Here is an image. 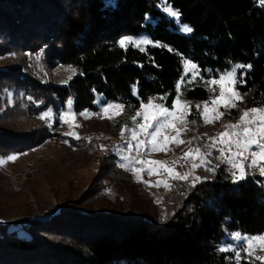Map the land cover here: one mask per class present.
Segmentation results:
<instances>
[{"label": "trees", "instance_id": "16d2710c", "mask_svg": "<svg viewBox=\"0 0 264 264\" xmlns=\"http://www.w3.org/2000/svg\"><path fill=\"white\" fill-rule=\"evenodd\" d=\"M162 1L180 13L191 34H181L162 14ZM140 35L162 46L150 43L141 51L119 44ZM13 58L19 62L6 63ZM0 59V80L15 99L20 92L30 100L32 116L36 107L62 110L69 99L75 111H91L97 95L101 104L125 111H139L150 98L171 108L182 78L184 101L207 100V81L237 64L250 65L236 83L242 95L250 94L247 106L263 107L264 7L260 0H0ZM184 62L197 66L194 80L184 76ZM57 64L73 76L49 86L43 69ZM11 111L16 118L0 117V158L31 149L47 135L34 126L21 130L23 104ZM218 171L212 180L185 186V202L172 197L162 225L130 210L124 218L94 211L87 191L43 220L2 219L0 264H234L232 252L217 248L235 233L264 234V176L248 173L233 182Z\"/></svg>", "mask_w": 264, "mask_h": 264}, {"label": "rangeland", "instance_id": "374dc122", "mask_svg": "<svg viewBox=\"0 0 264 264\" xmlns=\"http://www.w3.org/2000/svg\"><path fill=\"white\" fill-rule=\"evenodd\" d=\"M107 2H113V0H107ZM166 7L171 8L164 1L158 4L162 14L164 13L174 21L181 34H191L182 31L183 25L187 24L181 23L180 17L171 16L165 11ZM123 39L128 41L126 46L132 45L140 49L150 43L157 45V43H152L145 35ZM145 40L149 43H142ZM24 56L25 54L22 53L21 57L24 58ZM1 62L0 59V68L2 66ZM18 62V58L6 60V63H9L10 66ZM246 70L236 68V80L238 77L243 76ZM186 71L191 79H193V75H195V78L198 77L199 72L197 69L193 72L191 69L186 70L183 65L184 76ZM42 73L45 82L49 86L55 87L56 85L66 84L64 81L68 82L69 77L73 76V70L61 64L44 68ZM236 85L235 90L242 97V100L237 99L236 106L231 108L221 105L218 111L223 114L222 117L210 123H205L200 112L203 111L204 102H207L209 104L208 115L210 119L215 115L211 111V99L219 95L218 85H208L209 90L212 88L215 91L210 90V97L202 101H184L180 97L181 90L177 91L176 99L179 98L182 105L185 103L188 105L185 117L186 123L177 121L173 127L163 128L157 137V148L164 144L165 137H169V142L157 151L151 150V144L144 145L138 155L136 151L129 152L127 148L129 142L135 144V141L131 139V130L139 132L138 124L144 122L143 116H136L138 111L112 108L105 113L102 111L104 106L108 104L117 105V103L101 104L103 97L97 95L93 102L95 109L91 111H75L73 101L69 99L62 110H59L60 108L57 105L54 108L48 107L46 109L36 107L34 112L38 115L32 116L31 111H26L27 106H31L30 100L20 92L18 98L15 99L13 94H17L13 93V90L6 87V84L0 80V87H2L0 90V117L16 118L15 113L11 110L15 109L17 103L23 104V109L26 112L22 113L25 117L22 119L21 126H25L21 130L29 132L25 127L32 128L34 126L36 132L47 134L46 138L44 140L40 139L39 143L33 148L0 158V161H3V163H0V217H2L0 221L3 222L2 219H20L27 216L43 220L47 216L56 213L58 208L63 207V203L81 200V196L87 191L86 200L91 201L94 199L91 202V207L95 208L94 211L112 213L118 218L121 216V218L128 217L134 211L132 216L135 218L141 216L144 220L155 222L158 225L164 224L165 222L162 221L167 220L168 208L173 203L170 202L173 200L172 197H174V200L177 197L180 201L185 202L187 197L185 186L195 185L197 183H194L195 177H199V181L212 180L216 173L221 172L218 171L221 169L233 181L231 173L234 170L231 165L221 163L217 159L220 156L217 149H211V155L206 157L208 161L206 166L195 169L192 168V164L199 163L198 159L193 160L191 156L186 159L179 158L185 152H188L190 148L199 147L201 152L209 151L206 146L212 143L210 137H216L217 148L224 147V145L218 143V134L225 131L226 125L237 124L243 111L252 108L246 104L250 94L242 95ZM181 86H183V83H181ZM69 101L71 102L70 107ZM39 104L36 106H39ZM198 105L200 106L199 111L197 110ZM169 109L171 110V108ZM49 111L51 115L48 119H40L42 113ZM61 112L72 113L67 123L60 121ZM149 112H151V109H149ZM81 113H85V115H81ZM134 116H136L135 121L132 119ZM2 126L10 129L9 125ZM122 129H128V131L121 135ZM152 131L154 129H149V133ZM178 131L179 136L177 139L182 142L171 139L177 137ZM229 131L231 130L229 129ZM66 133H75L76 135H66ZM148 138L143 134L138 136V139L147 140ZM117 148H119V151L116 150ZM252 150L257 149L253 146ZM129 155L141 161L132 165L137 170H142L140 171V179H137L134 172L120 167V164L126 163L122 156ZM225 155H229L228 151H225ZM9 156H15L16 159L8 160ZM111 157L113 162H111ZM147 161L167 163L164 167H161L156 164H148ZM173 161H176V163H173ZM111 163L113 168L110 166ZM248 163H250V159L245 161L246 165ZM261 163H264V161ZM165 167L173 168L175 172L180 174L190 173L187 179L190 183L182 184L180 181L186 180L168 178V174L164 170ZM149 168L155 170L151 175L147 171ZM208 168L213 170L209 171ZM247 171L248 173L259 174L258 168L248 169ZM102 172L104 173L102 174ZM105 175L108 176L107 179H101ZM119 176L124 179H120ZM118 180L123 182L120 191L116 188L120 184ZM156 181H166L169 187L166 188L163 183L158 186H151ZM20 188L24 192H20ZM100 198H103V200H98ZM120 198L121 201L117 202ZM137 209L140 211H137ZM241 236L261 237L264 234ZM232 237L233 235L228 236L226 241L218 246V253L232 252L234 264H264V259H259L264 258V247L261 246L259 241L254 242L253 250L249 254L246 251L247 244L243 240H234ZM222 248L227 250L221 251ZM237 253H239V260H237Z\"/></svg>", "mask_w": 264, "mask_h": 264}, {"label": "snow or ice", "instance_id": "6c2138e0", "mask_svg": "<svg viewBox=\"0 0 264 264\" xmlns=\"http://www.w3.org/2000/svg\"><path fill=\"white\" fill-rule=\"evenodd\" d=\"M260 6L264 7V0H260ZM165 11H167L171 16L173 17H179L180 13L178 11L172 10L169 7L165 8ZM182 31L185 33H191L193 29L188 25H183ZM126 39H121L119 41L120 46L123 48L126 46ZM142 43H149V41L145 40L142 41ZM156 46H162L157 44ZM141 51H143V48H141ZM185 69H191L193 72H195L197 66L190 62H185L184 64ZM244 67H250V65H234L233 69L230 71H226L223 74L219 76L218 79L213 78L207 81L208 85H218L219 86V95L214 96L211 99V111L215 113V115L210 119L208 113H209V104L207 102H204L203 105V111L200 112V115L204 119L205 123H210L213 120H218L222 117V113L218 111V108L223 105L226 108H231L236 106L237 99L242 100V97L239 96V93L235 90V84L237 83L236 80V68H244ZM185 76H187V71L185 72ZM71 79V77H69ZM195 79V75H193V80ZM183 82V78L181 81H179L176 85L177 91L179 92L181 83ZM64 83H67V81H64ZM189 83H192V80H189ZM227 85V87H226ZM211 91H215V89L210 88ZM160 99H164V97H161ZM70 101H69V107H70ZM123 105L117 104L112 105L108 104L102 108V111L107 113L110 109L116 108V109H123ZM200 106H197V110L199 111ZM149 109H151V112H149ZM187 109L188 105L187 103L181 104L179 101V98L173 101V104L171 106V110L167 107H165L163 104L160 103H154V99L150 98L147 104L141 105V110H139L136 113V116H143L144 122L141 124H138L139 132L136 130H131V139L132 141H135V144L129 142L127 145L128 151H136L139 155L142 146L151 144L153 151L161 150L164 145H166L169 142V137L164 138V144L161 145L160 148H157V137L161 133L162 129L165 127H173L174 124L177 121H182L186 123L185 117L187 115ZM51 115V112H45L42 113L40 116V119L45 120L48 119ZM81 115H85V113H81ZM72 116L71 112H61L59 119L63 123H67L68 118ZM136 116L132 117L133 121H135ZM87 118V117H86ZM149 129H154L151 133H149ZM229 129L231 131H229ZM128 129H122L121 135H123ZM145 135L149 138L147 140L138 139L139 135ZM66 135H73L75 136V133H66ZM219 135V141L218 143L221 145H224L223 148H217V139L216 137H210L212 143L210 145H207L206 148L209 149V151L201 152V149L199 147L197 148H190L188 152H185L183 156L179 159H186L188 157H192L193 160H199V163H193L192 168H198L201 166H206L208 164V161L206 160L207 156L211 155V149H217L220 152V156L217 157V159L220 160L221 163L229 164L231 165V168L234 170L232 171V179L233 182L243 181L246 179V176L248 174V169H259L260 176H264V163H261L264 161V107H252L250 109H247L243 111V113L240 115L239 121L237 124L234 125H226L225 131L218 134ZM179 131L177 132V137H172L171 139L173 141H178ZM79 138L78 136L76 137ZM255 146L257 150L253 151L252 148ZM119 151V148L116 149ZM225 151H228L229 155H225ZM8 160H15V156H9L7 158ZM122 159L126 161V163L120 164V167L125 168V170L132 171L137 175V179H140V171L136 168L132 167L134 163L141 162L138 161L135 157L132 156H122ZM250 159V163L247 165L245 164V161ZM0 163H3V161H0ZM148 164H156L160 165L161 167H164V165L167 162L163 161H147ZM173 163H176V161H173ZM164 170L168 174V178L172 180H187L189 178L190 173L186 172L183 174H180L178 172H175L173 168L165 167ZM209 171H212L213 169L208 168ZM148 174L151 175L155 171L154 169H147ZM200 180L199 177L194 178V183L198 182ZM163 183L164 186L167 188L169 187L168 183L166 181H156L154 185L151 186H158L159 184ZM234 240H243L247 244L246 251L251 254L253 250L254 242L259 241L261 246L264 247V236L261 237H243L239 233L233 234L232 237ZM227 249L222 248L221 251H225ZM264 259V258H259ZM237 260H239V253H237Z\"/></svg>", "mask_w": 264, "mask_h": 264}]
</instances>
